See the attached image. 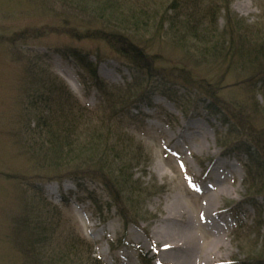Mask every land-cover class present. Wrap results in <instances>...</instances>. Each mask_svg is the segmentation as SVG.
Masks as SVG:
<instances>
[{
  "label": "rangeland",
  "instance_id": "rangeland-1",
  "mask_svg": "<svg viewBox=\"0 0 264 264\" xmlns=\"http://www.w3.org/2000/svg\"><path fill=\"white\" fill-rule=\"evenodd\" d=\"M77 10L59 0H0V264H35L25 250H20L15 238L23 231L16 224L17 217L23 216L25 205L39 202L36 188L42 190L48 202L62 209L65 221L70 222L69 228L83 238L91 248L92 256L104 264H158L160 254L156 252L153 231L159 216L167 212L165 206L173 196L179 195L187 217L198 222L194 218L206 196L202 192H212L211 187L217 184L220 190L222 187L231 190L222 195L214 208L217 222L226 226L228 252L224 254L223 263L237 264L246 255L251 256V252L263 254L264 240H259L252 234L255 229H251L256 210L245 205L247 191L243 182L246 171L223 147L238 141L237 136L242 130H233L230 136L219 117L206 111L209 100L195 89L185 90L178 78H172L176 72H181L179 68H185L220 90L219 96L223 100L231 102V93L236 91L237 97L246 94L251 102L257 100L264 104L261 97H254L248 84L244 85L250 81L251 73L230 68L226 53L222 56L215 48L218 37L212 42L201 43V39L192 34L181 45L172 40L168 29L154 35L151 28L138 35L132 34L136 39L133 42L139 43V47L160 55L168 68L167 75H172L166 78L175 83L176 97L188 111L182 112L156 90L149 92L139 101V106L131 110L132 118L125 117L126 134L135 138L136 145H142L148 158L131 171L133 180L140 187L138 197L128 201L130 196H126L120 202L129 213L128 222L98 182L88 179L78 184L70 179L52 181L32 167L24 154V146L30 139L28 132L35 128L38 111L30 101L38 95L36 90L43 91L32 81V74L44 81H49L52 74L59 76L82 104L95 111L101 106L96 79L79 65L75 53L90 56L98 79L121 87L132 80V71L107 43L74 38L68 33L66 22L81 28L80 18L85 16ZM231 10L251 27L264 31V0H234ZM224 15L221 11L216 28L213 27L218 35L226 32ZM202 24L199 35H203L201 29H205L209 21ZM226 47L229 50V46ZM96 54L101 56L99 60H96ZM237 86L244 90H237ZM242 99L245 97L237 101L243 102ZM246 102L251 105L248 100ZM252 119L257 123L254 126L259 127L255 116ZM202 132L208 135V153L200 148L204 144L207 146L199 136ZM134 151L136 155L138 150ZM159 170L164 176L155 172ZM37 212L46 216L40 209ZM238 213L245 229L239 241L237 238L235 241L234 214ZM195 233L202 245L210 244L212 238L206 233L198 229ZM52 249L55 245L50 244L45 252L51 255ZM46 253L44 261L47 260Z\"/></svg>",
  "mask_w": 264,
  "mask_h": 264
},
{
  "label": "trees",
  "instance_id": "trees-1",
  "mask_svg": "<svg viewBox=\"0 0 264 264\" xmlns=\"http://www.w3.org/2000/svg\"><path fill=\"white\" fill-rule=\"evenodd\" d=\"M59 1L68 8L79 9V14L85 16L80 18L81 28L66 22L68 33L74 38L78 36L80 39L107 43L132 71V80L121 87L98 79L90 56L75 53L79 65L96 79L101 106L95 111L89 105L82 104L59 76L52 74L49 81H44L32 74V81L43 91L36 90L38 95L30 101L38 115L35 128L28 132L30 139L25 143L24 154L32 167L41 171L37 172L42 176L50 177L49 180L70 179L79 183L88 179L103 185L114 206L128 222L129 213L120 202L126 196H130L128 201L138 197L140 187L133 180L131 171L144 161L147 162L148 158L144 155V149L142 151V145H136L135 138L126 134L125 117L132 118L131 110L138 107L139 101L146 98L149 92L156 90L182 112L188 111L176 97L175 83L166 78L172 75H167L168 68L164 66L160 55L139 47V43L133 42L136 39L132 34L138 35L151 28L154 35L168 29L174 38L172 40L181 45L192 34L200 38L201 43L212 42L218 37L215 48L220 50L222 56L226 53L230 68L233 66L235 70L251 73L250 81L247 80L244 85L248 84L254 97H261L264 103V65H261L264 62V31L251 27L244 18L231 10L234 0ZM221 11L225 12L227 24L226 32L218 35L213 27L216 28ZM205 20L209 24L201 29L203 35H199L198 29L202 28ZM222 39L228 43L225 44ZM95 58L99 60L101 56L96 54ZM179 69L181 72H176L173 80L178 78L185 85V90L195 89L205 96L210 102L206 111L219 117L221 124L227 126L230 136L233 130H242V134L237 136L238 141L223 147L246 171L243 182L247 191L245 205L256 210L252 234L264 240V104L257 100L251 102L246 94L241 96L245 97L243 102L237 101L241 97L236 96V91L231 93V102L223 100L219 96L220 90L210 82L195 77L185 68ZM154 80L158 82L155 84ZM149 84L152 86L148 87ZM237 87V90H244ZM253 116L259 127L254 126L257 123L253 122ZM134 149L138 150L136 155ZM36 193L38 204L25 205L23 216L17 217L16 224L23 229L19 237L15 238L20 250H25L35 264H104L101 259L92 256V250L83 238L69 228L70 222L65 221L62 209L48 202L39 188H36ZM38 209L44 211L46 216L38 213ZM234 216V238L239 241L245 225L239 219V213ZM50 244L55 245V249L48 255L45 249ZM44 253L47 255L46 261ZM83 254L88 256L84 257ZM250 255L237 264H264V250L263 254L251 252Z\"/></svg>",
  "mask_w": 264,
  "mask_h": 264
},
{
  "label": "bare ground",
  "instance_id": "bare-ground-1",
  "mask_svg": "<svg viewBox=\"0 0 264 264\" xmlns=\"http://www.w3.org/2000/svg\"><path fill=\"white\" fill-rule=\"evenodd\" d=\"M199 136L207 144V146L201 145V150L208 153L210 145L207 133L202 132ZM155 172L164 176L161 170ZM211 189L212 192L210 190L202 192L206 196L201 209L197 211L194 218L198 222L187 217L183 200L179 195L173 196L170 203L165 206L167 212L159 216L156 230L153 231L157 246L156 252L160 254L161 262L158 264H224L223 257L228 252L225 246L227 237L224 234L226 226L217 222L214 208L222 195L230 193L231 190L226 187L220 190L217 184ZM196 229L212 238L208 246L202 245L195 233Z\"/></svg>",
  "mask_w": 264,
  "mask_h": 264
}]
</instances>
